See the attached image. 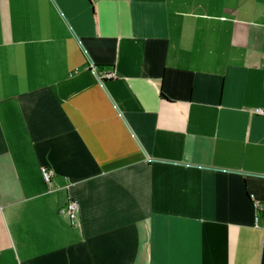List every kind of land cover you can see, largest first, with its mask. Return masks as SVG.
<instances>
[{
	"label": "crops",
	"instance_id": "obj_1",
	"mask_svg": "<svg viewBox=\"0 0 264 264\" xmlns=\"http://www.w3.org/2000/svg\"><path fill=\"white\" fill-rule=\"evenodd\" d=\"M257 108L264 0H0V264H264Z\"/></svg>",
	"mask_w": 264,
	"mask_h": 264
},
{
	"label": "built area",
	"instance_id": "obj_2",
	"mask_svg": "<svg viewBox=\"0 0 264 264\" xmlns=\"http://www.w3.org/2000/svg\"><path fill=\"white\" fill-rule=\"evenodd\" d=\"M100 73V78L101 79H108L114 76L113 72H99ZM254 112L257 114H263L264 110L263 109H254ZM43 178L45 181H49L51 176H52V172L49 170H43L42 172ZM251 198H253V195H250ZM253 207L256 210L257 213V217H259L260 213H264V203H259L257 201L253 202ZM78 210V203L74 200H69L67 201L60 209V211L62 213H66L69 218L71 219V221H73L75 219L76 213Z\"/></svg>",
	"mask_w": 264,
	"mask_h": 264
},
{
	"label": "trees",
	"instance_id": "obj_3",
	"mask_svg": "<svg viewBox=\"0 0 264 264\" xmlns=\"http://www.w3.org/2000/svg\"><path fill=\"white\" fill-rule=\"evenodd\" d=\"M160 95H161V96H163V94H162V93H161Z\"/></svg>",
	"mask_w": 264,
	"mask_h": 264
}]
</instances>
